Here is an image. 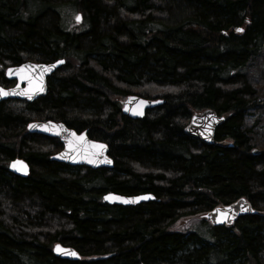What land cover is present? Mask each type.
Returning <instances> with one entry per match:
<instances>
[{
    "label": "trees",
    "instance_id": "obj_1",
    "mask_svg": "<svg viewBox=\"0 0 264 264\" xmlns=\"http://www.w3.org/2000/svg\"><path fill=\"white\" fill-rule=\"evenodd\" d=\"M61 58L45 96L0 102V264H264V0H0V73ZM129 95L159 103L132 119ZM206 108L225 117L213 145L184 131ZM48 119L107 143L113 167L51 160L62 143L27 129ZM240 198L257 212L171 230Z\"/></svg>",
    "mask_w": 264,
    "mask_h": 264
},
{
    "label": "water",
    "instance_id": "obj_2",
    "mask_svg": "<svg viewBox=\"0 0 264 264\" xmlns=\"http://www.w3.org/2000/svg\"><path fill=\"white\" fill-rule=\"evenodd\" d=\"M77 16L80 17L79 20H77ZM75 20L81 22V13L76 14ZM58 61L60 63H57ZM64 63V58L41 63L28 60L19 66L7 68L8 78L17 80V84L10 88H4L0 85V89L8 92V95L0 96V102L9 98L32 102L45 96L48 77L55 73ZM52 65H55V67H50ZM158 103L159 101L157 100L146 99L138 95H129L121 100L123 114L132 119L143 118L147 111L154 108ZM224 122V116L218 114L212 108H206L195 112L190 117L184 131L204 144L213 145L216 143V129ZM29 125H32V127H29ZM27 129L31 133L57 138L62 143L61 150L51 155V160L71 166H86L92 169L113 167V159L109 156L107 143L89 137L86 131L78 132L68 127L63 121L55 120L32 121L27 125ZM96 145H104V148H97ZM15 162H22V164H16L13 167ZM8 169L21 177H27L30 174V166L24 159L14 160ZM105 197L108 198L106 199ZM117 197H122L123 199H117ZM137 197L139 199H135ZM153 199L154 196L152 194L122 195L114 192H107L102 197L103 203L123 206H135ZM256 212L248 200L240 198L230 204L215 207L206 213V217L214 226L232 225L239 216ZM57 245L63 251L58 250ZM53 251L59 258L72 261L81 259V255L75 248L64 246L61 243L55 244ZM72 252L77 255H72ZM140 264L147 263L142 262Z\"/></svg>",
    "mask_w": 264,
    "mask_h": 264
},
{
    "label": "rangeland",
    "instance_id": "obj_3",
    "mask_svg": "<svg viewBox=\"0 0 264 264\" xmlns=\"http://www.w3.org/2000/svg\"><path fill=\"white\" fill-rule=\"evenodd\" d=\"M76 12L68 15L69 20L67 22L68 24H66V28L75 29V30L80 29L79 28V22H77L75 20ZM262 72H263L262 75L264 78V68H263ZM262 118L263 119H261V121H262L263 125L261 126V130L259 131V137L264 140V113H262ZM200 221H204L205 223L209 222L205 213H201V214L191 216V217L189 216V217L182 218L172 225L171 230L180 231V232H187L188 230L193 228V226L196 225L197 223H199Z\"/></svg>",
    "mask_w": 264,
    "mask_h": 264
},
{
    "label": "flooded vegetation",
    "instance_id": "obj_4",
    "mask_svg": "<svg viewBox=\"0 0 264 264\" xmlns=\"http://www.w3.org/2000/svg\"><path fill=\"white\" fill-rule=\"evenodd\" d=\"M30 61H32V62H37V63H41L42 61H37V60H30ZM24 62V61H23ZM23 62H21V63H13V62H11L9 65H7V67H5L4 68V70H3V72L2 73H0V85L2 86V87H4V88H10V87H13V86H15L16 84H17V80H15V79H10V78H8V76H7V68H9V67H12V66H19V65H21ZM45 62V61H44ZM48 62V61H47ZM48 80H47V92H48ZM47 94V93H46ZM57 243H60V242H55L54 244H53V247H52V252L54 253V251H53V248H54V246H55V244H57ZM64 245V244H63ZM64 246H67V245H64ZM70 247V246H69ZM80 254V253H79ZM55 255V254H54ZM81 255V254H80ZM56 256V255H55ZM81 258H82V256H81ZM63 259V258H62ZM68 260V259H67Z\"/></svg>",
    "mask_w": 264,
    "mask_h": 264
},
{
    "label": "snow or ice",
    "instance_id": "obj_5",
    "mask_svg": "<svg viewBox=\"0 0 264 264\" xmlns=\"http://www.w3.org/2000/svg\"><path fill=\"white\" fill-rule=\"evenodd\" d=\"M79 19H80V17L77 16V20H79ZM237 31H242V29H237ZM57 63H60V62L58 61ZM50 67H55V65H52V66H50ZM10 71H11V70H10ZM41 90H42V89H41ZM5 95H8V92L5 91L4 89H0V96H5ZM29 127H32V125H29ZM96 147H97V148H100V149H103V148H104V145H96ZM16 164H22V162H15V163L13 164V167H15ZM105 198L107 199L108 197H105ZM117 199H123V198H122V197H117ZM135 199H139V197H137V198H135ZM242 210H243V209H242ZM217 211H219V210H217ZM57 249L60 250V251H63V249H61L59 245H57ZM71 254H72V255H77L75 252H72Z\"/></svg>",
    "mask_w": 264,
    "mask_h": 264
},
{
    "label": "bare ground",
    "instance_id": "obj_6",
    "mask_svg": "<svg viewBox=\"0 0 264 264\" xmlns=\"http://www.w3.org/2000/svg\"><path fill=\"white\" fill-rule=\"evenodd\" d=\"M16 159H22V158H16ZM16 159H14V160H16ZM11 160H12V159H11ZM14 160H12V161L9 162L8 168H9L11 162H13Z\"/></svg>",
    "mask_w": 264,
    "mask_h": 264
}]
</instances>
